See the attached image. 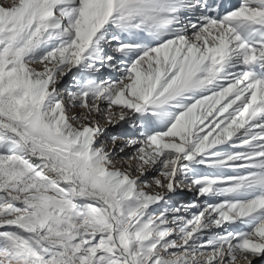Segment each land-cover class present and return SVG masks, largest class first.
Instances as JSON below:
<instances>
[{"label":"snow or ice","instance_id":"6c2138e0","mask_svg":"<svg viewBox=\"0 0 264 264\" xmlns=\"http://www.w3.org/2000/svg\"><path fill=\"white\" fill-rule=\"evenodd\" d=\"M241 260L264 264V0H0V264Z\"/></svg>","mask_w":264,"mask_h":264},{"label":"rangeland","instance_id":"374dc122","mask_svg":"<svg viewBox=\"0 0 264 264\" xmlns=\"http://www.w3.org/2000/svg\"><path fill=\"white\" fill-rule=\"evenodd\" d=\"M238 264H245V262L243 260H241V261H238ZM254 264H260V262L259 261H255Z\"/></svg>","mask_w":264,"mask_h":264}]
</instances>
